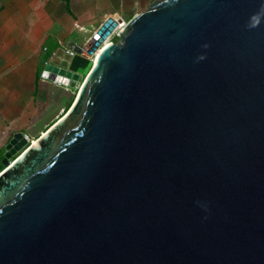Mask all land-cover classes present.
<instances>
[{
  "label": "water",
  "instance_id": "95a60500",
  "mask_svg": "<svg viewBox=\"0 0 264 264\" xmlns=\"http://www.w3.org/2000/svg\"><path fill=\"white\" fill-rule=\"evenodd\" d=\"M116 37L81 84L44 67L77 94L5 145L0 264H264V0H152Z\"/></svg>",
  "mask_w": 264,
  "mask_h": 264
},
{
  "label": "crops",
  "instance_id": "0c3cea01",
  "mask_svg": "<svg viewBox=\"0 0 264 264\" xmlns=\"http://www.w3.org/2000/svg\"><path fill=\"white\" fill-rule=\"evenodd\" d=\"M136 2L143 3L140 0H0V150H5L17 132L30 135L41 129L40 134L43 133L73 102V88L41 76L44 62L49 60L58 65L55 61L60 52L66 54L65 44L83 46L109 17L122 26L124 20L115 15L130 10ZM76 56L86 64L90 60L77 52L70 57ZM62 67L81 75L82 71L71 64ZM84 67L83 70L87 66Z\"/></svg>",
  "mask_w": 264,
  "mask_h": 264
},
{
  "label": "rangeland",
  "instance_id": "374dc122",
  "mask_svg": "<svg viewBox=\"0 0 264 264\" xmlns=\"http://www.w3.org/2000/svg\"><path fill=\"white\" fill-rule=\"evenodd\" d=\"M140 1H143V3H141V2H136V4H134V5H132L131 6V9L130 10H128V11H124L123 13H120V14H118V15H115V16H119L120 18H122L123 20H124V22L123 23H126L129 19H131L136 13H138L139 11H141V10H143V9H145L146 7H147V5L152 1V0H140ZM113 18V17H112ZM122 23V24H123ZM121 24V25H122ZM124 25V24H123ZM122 25V26H123ZM78 39H81V36H78ZM110 41H114V42H116V41H118V38L116 37V35L114 34V35H112V37L110 38V40H106L103 44L105 45V43H107V42H110ZM102 44V45H103ZM103 46H101L99 49H97L95 52H94V54L96 53V52H98L101 48H102ZM93 54V55H94ZM93 57V56H92ZM91 61H92V58H91V60H89L88 61V63L86 64V61L83 59V58H79L78 56H76V57H70V56H68V55H66L64 52H60L59 53V56H58V58H57V61H55L56 62V64H58V65H61V67L62 66H65L66 65V67L68 66V64H71V66L72 67H78V69L80 70V71H82L81 72V75H80V77H79V83L85 78V75H86V73H87V71H88V69L90 68V66H91ZM55 65V64H54ZM84 65H86L87 67H86V69L85 70H83L85 67H84ZM84 67V68H83ZM74 90V95L75 94H77V89H75V88H73ZM40 131H41V129L40 130H36V131H32V132H30V135H29V137L30 138H36V137H38L39 135H40ZM25 134V133H24ZM28 135V134H27ZM5 149V148H4ZM20 151H22L21 149L18 151V152H16V154H14L13 156H11L10 158H9V160L11 161V160H13L14 159V157H16V155L17 154H19V152ZM4 152H5V150H3V148L0 150V166L2 165V158H3V155H4ZM3 166V165H2Z\"/></svg>",
  "mask_w": 264,
  "mask_h": 264
},
{
  "label": "built area",
  "instance_id": "2783aa9c",
  "mask_svg": "<svg viewBox=\"0 0 264 264\" xmlns=\"http://www.w3.org/2000/svg\"><path fill=\"white\" fill-rule=\"evenodd\" d=\"M115 20V19H114ZM116 21V20H115ZM117 22H116V26L112 29V31H111V33L109 34V35H107V37L102 41V43H101V45H100V47L102 46V44L106 41V40H110V38L112 37V35H116V33H117V31L120 29V26L118 25L117 26ZM99 47V48H100ZM98 48V49H99ZM45 49V48H44ZM64 51L66 52V54L67 55H69V56H73L74 54H76V51L74 50V49H72V48H70L69 47V44H65L64 45ZM79 54H81V55H84V56H88L89 57V59L91 60V58H92V56H93V54H88L86 51H81ZM47 64H50V61L49 60H47V61H45L44 62V67L47 65ZM44 69V68H43ZM42 72H43V70H42ZM41 76H42V73H41ZM43 77V76H42ZM53 82H55V83H58V84H60L59 82H56V81H54V80H52ZM79 82V81H78ZM65 86V85H64ZM23 138L26 140V144L24 145V146H22V148H21V150H23L24 148H26L30 143H32L33 142V138H30L29 137V135H27V134H23Z\"/></svg>",
  "mask_w": 264,
  "mask_h": 264
},
{
  "label": "clouds",
  "instance_id": "9594fccd",
  "mask_svg": "<svg viewBox=\"0 0 264 264\" xmlns=\"http://www.w3.org/2000/svg\"><path fill=\"white\" fill-rule=\"evenodd\" d=\"M259 23V15L254 14L251 17V25L250 26H256Z\"/></svg>",
  "mask_w": 264,
  "mask_h": 264
},
{
  "label": "bare ground",
  "instance_id": "6f19581e",
  "mask_svg": "<svg viewBox=\"0 0 264 264\" xmlns=\"http://www.w3.org/2000/svg\"><path fill=\"white\" fill-rule=\"evenodd\" d=\"M121 27H122V26H121ZM121 27H120V28H121ZM107 44H109V42L105 43V45L103 44L102 46L104 47V46H106ZM103 47H102V48H103ZM102 48H101V49H102ZM101 49H100V50H101ZM100 50H99L98 52H96V53L93 55V57H92V61H91V65H92L94 59L96 58V56L99 54ZM81 82H82V81H81ZM80 84H81V83H80ZM43 133H44V132H43ZM36 138H37V137H36ZM36 138L33 139V142L36 140ZM33 142H32V143H33Z\"/></svg>",
  "mask_w": 264,
  "mask_h": 264
},
{
  "label": "trees",
  "instance_id": "16d2710c",
  "mask_svg": "<svg viewBox=\"0 0 264 264\" xmlns=\"http://www.w3.org/2000/svg\"><path fill=\"white\" fill-rule=\"evenodd\" d=\"M120 27H121V26H120ZM70 105H71V104H70ZM70 105H69V107H70ZM69 107H68V108H69ZM68 108H67V110H68ZM67 110H66V111H67ZM66 111H65V112H66ZM65 112H64V113H65ZM64 113H63V114H64ZM2 169H3V166L1 165V166H0V171H1Z\"/></svg>",
  "mask_w": 264,
  "mask_h": 264
}]
</instances>
